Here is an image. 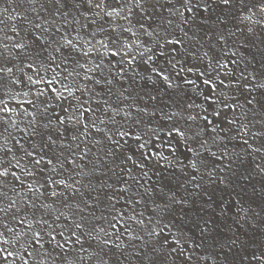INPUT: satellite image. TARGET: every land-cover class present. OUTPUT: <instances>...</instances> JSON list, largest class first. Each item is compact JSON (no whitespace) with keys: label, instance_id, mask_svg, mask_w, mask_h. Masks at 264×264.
I'll use <instances>...</instances> for the list:
<instances>
[{"label":"snow or ice","instance_id":"obj_1","mask_svg":"<svg viewBox=\"0 0 264 264\" xmlns=\"http://www.w3.org/2000/svg\"><path fill=\"white\" fill-rule=\"evenodd\" d=\"M0 264H264V0H0Z\"/></svg>","mask_w":264,"mask_h":264}]
</instances>
